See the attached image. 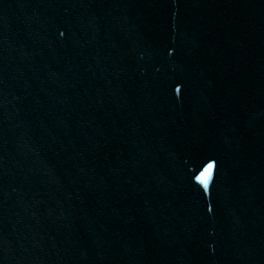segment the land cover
Listing matches in <instances>:
<instances>
[{
    "label": "water",
    "instance_id": "1",
    "mask_svg": "<svg viewBox=\"0 0 264 264\" xmlns=\"http://www.w3.org/2000/svg\"><path fill=\"white\" fill-rule=\"evenodd\" d=\"M0 264H264V0H0Z\"/></svg>",
    "mask_w": 264,
    "mask_h": 264
}]
</instances>
